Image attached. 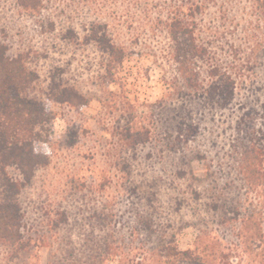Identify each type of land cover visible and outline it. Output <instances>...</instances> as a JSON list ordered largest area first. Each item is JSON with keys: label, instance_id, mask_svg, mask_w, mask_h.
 Returning a JSON list of instances; mask_svg holds the SVG:
<instances>
[{"label": "rangeland", "instance_id": "1", "mask_svg": "<svg viewBox=\"0 0 264 264\" xmlns=\"http://www.w3.org/2000/svg\"><path fill=\"white\" fill-rule=\"evenodd\" d=\"M190 2L41 0L37 9L29 10L17 0H0V42L12 55L28 54L29 68L40 76L30 91L48 97L63 84L88 101L81 108L49 104L50 161L20 196L25 233L48 236V246L15 257L0 245V264H82L61 260L62 248L65 253L84 252L89 216L105 204L112 207V197L127 188L124 177L138 182L158 170L156 176L173 184L196 213L203 206L206 214L204 205L210 201L192 196L199 184L194 178L205 185L230 184L244 198L242 161L245 166L256 158L257 165L264 154V51L254 50L246 36L255 23L252 3L213 0L193 15L189 28L207 55L205 61L193 57L188 36H180L177 45L161 24L172 10ZM111 52H116V62ZM175 55L185 56L182 65ZM210 58L223 74L218 81L209 79ZM215 83L223 91L226 83L233 86L229 100L211 97ZM171 160L193 175L178 180L169 173ZM162 166L167 174H159ZM129 202L123 196L120 206ZM62 213L72 225L53 229ZM210 224L209 231L220 239L213 243L217 252L243 261L233 245L238 228ZM68 235L74 243L62 247L59 242ZM179 240L182 250H195L198 243L207 247V221L185 229ZM139 249L132 259H151Z\"/></svg>", "mask_w": 264, "mask_h": 264}, {"label": "trees", "instance_id": "2", "mask_svg": "<svg viewBox=\"0 0 264 264\" xmlns=\"http://www.w3.org/2000/svg\"><path fill=\"white\" fill-rule=\"evenodd\" d=\"M212 1L192 0L185 8L181 6L172 10L167 22H161L175 44H179L180 36H188L191 48L196 53L193 57L205 61L207 55L201 53L195 33L189 26L191 23L193 25V15L205 3ZM248 1L252 3L251 16L255 17V23H252L251 31L249 28V32L246 31L247 40L254 50L264 51V0ZM40 3L41 0H17L18 6L29 10L37 9ZM110 47L114 49V46ZM27 57L28 54L24 53L10 54L9 46L0 42V245L8 248L15 257L29 252L33 247L48 246V240H45L48 236L38 239L25 233V212L20 196L32 183L37 170L48 166L50 161L47 147L51 140L53 118L49 104L57 101L74 108L88 106L85 96L75 87L63 84L55 87V92L48 97L34 95L30 88L40 80V76L29 68ZM111 57L115 62L118 59L116 52H111ZM184 57L175 55L174 60L182 65ZM212 60H207L208 76L218 81L223 74ZM194 75L198 76V73L194 72ZM225 82H230L229 78L226 77ZM227 83L225 92L217 83L213 84L211 97L229 100L234 88ZM152 157L148 155L149 160ZM262 157L257 165L254 164L256 158L252 160L253 163L249 160L245 166L242 161L240 175L246 183L243 199L230 184L219 186L210 182L205 185L194 178L199 184L197 189L191 191L192 196L198 201H210L204 205L206 214L203 206L198 213L189 209L186 202L181 200L179 190L166 182L167 179L156 176L158 170H153L155 175H142L138 182L124 177L127 188L112 197V207L109 209V205L105 204L100 211H94L89 216L87 224L91 230L84 233L81 246L84 252L65 253L62 248L61 260L82 261V264H150L151 261V264H264V154ZM179 163L171 160V175L178 180L184 179L186 174L193 175L191 170L180 167ZM182 163L185 167L184 160ZM167 173L162 166L159 174ZM123 196L130 199L125 207L120 206ZM59 215L53 229L72 225L66 213ZM186 217H191V223L185 220ZM206 221L207 247L198 243L195 250H182L179 240L181 233ZM209 223H217L218 227L233 224L238 228L233 245L243 261L235 262L237 257L217 252L216 245L220 239L216 231H209ZM70 237L66 236L59 244L62 247L73 245ZM136 246L151 259H145V262L142 256L132 259Z\"/></svg>", "mask_w": 264, "mask_h": 264}]
</instances>
